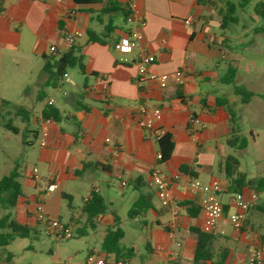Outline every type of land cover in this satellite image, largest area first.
Here are the masks:
<instances>
[{"label": "crops", "instance_id": "crops-1", "mask_svg": "<svg viewBox=\"0 0 264 264\" xmlns=\"http://www.w3.org/2000/svg\"><path fill=\"white\" fill-rule=\"evenodd\" d=\"M118 1L137 10L139 17L147 22L140 49L155 57L149 74L183 71V77L171 81L165 89L152 80H147L142 89L135 85V61L141 50H135L125 58L126 61H121L114 46L132 26L120 12L98 18L108 0L94 5H77L72 0H0V111L11 104L20 108L23 114L31 111L35 94L36 102H41L35 117L38 128L27 130L39 138L36 166L40 181L34 180L35 168L19 174L23 196L14 210L15 220L34 228L37 197L50 183L56 184L57 189L46 194L44 203L46 198L61 190V196L69 199L68 207L72 209L74 198L68 190L71 184H76L75 190L84 191V196L81 197L80 214L73 211L67 225L76 229L79 236L87 234L86 227L92 231L101 227L104 239L107 229L115 225V216L119 218L113 209L115 205L109 187L118 182L119 189L125 192L127 187H132L129 182L141 176L147 189L154 192L153 206L146 216L132 219L139 226V240L143 242V233L150 238L146 237L145 253L121 243L124 248L133 249V257L116 260L114 255L96 249L89 250L88 254L97 252L109 262L192 264L197 238L195 230H200L214 235L211 243L213 263L243 264L254 250L264 252V191L257 193L255 180L247 179L248 184L239 193H255L259 200L248 213L244 230L235 232L229 221V214L234 211L231 207L234 193L222 171L224 162L232 157L230 149L233 148L227 144L230 117L215 102L218 98H226L231 104L240 99L233 90L222 96L217 93L219 85H224L220 79L229 66L236 68L234 58L227 52L230 48L227 37L217 34V28L220 29L218 10L198 0ZM72 11L76 16L70 18ZM189 16L195 20L186 25L184 20ZM118 19L122 24L116 23ZM59 23H62V29ZM73 30L83 32L75 47L84 57V72H79L85 79L68 71L56 87L47 86L43 58L53 56L49 52L51 46L63 50L64 33ZM87 30L95 32L105 43L90 42ZM102 77L108 84L109 102H104L97 92L103 84ZM64 82L66 89L61 87ZM46 87H52V95L46 93ZM41 92L45 95L44 100L40 99ZM5 93L16 97L10 99ZM56 94L63 96L62 102L54 98ZM50 100L63 119L47 127V146L41 147L45 126L42 111ZM140 106L161 111V119L153 121L163 130L162 136L172 137L175 147L169 161L159 163L158 141L162 136L139 126L135 112ZM191 116H194L192 123ZM17 130L19 134L20 130ZM24 144L30 146L32 142L26 140ZM181 167H185L183 172ZM154 170H159L171 182L165 198L158 196L152 182ZM194 181L203 187H209L215 181L221 185L218 200L224 205L225 215L213 225L203 210L210 194L202 189H191ZM101 183L108 187L104 193ZM24 189L33 192L27 195ZM93 193L104 198L108 210L91 227L83 209ZM138 197L139 192L133 188L131 194L121 195L120 201L128 199L132 207ZM174 207L178 208L176 214ZM45 210L50 216L54 214L46 206ZM82 218L86 222L84 229L77 227ZM119 226L125 237L120 218ZM136 256L140 262L132 261Z\"/></svg>", "mask_w": 264, "mask_h": 264}, {"label": "rangeland", "instance_id": "rangeland-1", "mask_svg": "<svg viewBox=\"0 0 264 264\" xmlns=\"http://www.w3.org/2000/svg\"><path fill=\"white\" fill-rule=\"evenodd\" d=\"M231 1L237 3V0ZM258 1L252 0L245 9H237L235 13L238 18L237 24H232L226 31L217 28L218 35L227 37L230 47L227 52L230 58L235 60L237 69L235 84L247 87L254 93L250 105L242 104L240 101L231 102V107L236 114V123L241 129V135L247 139L248 145L242 151L230 149V154L238 160V172L245 174L248 180L264 178V36L255 33V29L263 25L262 20L254 14ZM221 7L222 4L217 3V10ZM94 16L97 18L98 15L94 14ZM116 23L122 24L121 19H118ZM69 71L81 76L83 80L85 79L78 68ZM34 81H37L36 77ZM61 87L66 89L67 84L64 82ZM229 90H233V87L219 85L217 93L222 96ZM45 91L48 95H52L54 90L52 87H46ZM4 95L10 99L16 97L11 93ZM34 98L35 102L32 105L34 109L24 111V114L15 104H11L0 111V180L9 175L10 171L16 167H18L20 175H23L26 170L37 168L39 138L36 139L32 133L27 132L32 128H38L35 117L39 114L41 102H36V94ZM54 98L60 102L63 100V96L60 94H56ZM8 124L19 129V134H13L7 130L5 126ZM26 140L31 141L32 144L26 146L24 144ZM75 188L76 184H71L68 190V193L74 198L72 209L68 207L69 199L61 196V190L46 198V208H50L54 212L51 216L49 215L50 218L67 225L73 211L80 214L79 207L82 204L81 197L84 196V191L75 190ZM101 190L102 193L108 190L106 183H101ZM109 190L115 205L113 209L117 212L121 219V227L125 230V237L121 243L129 248L136 247L138 252L145 253L146 237L148 236L143 233V242L139 240L141 234L139 226L128 216L131 208L128 199L125 202L120 201L121 195L131 194L133 188L127 187L124 192L119 189L118 182H116L114 186L109 187ZM24 192L30 195L33 190L24 189ZM6 213L7 211L0 205V219ZM13 218H16L14 213ZM85 224V219L82 218V223L77 227L84 229ZM33 229L35 233H31L28 238H16L9 246L0 249V264H86L89 250L102 251L103 229L101 227L94 231L86 227L87 234L82 236L76 233V229L71 228L73 237L61 241H56L53 237L47 236L45 226L42 223H35ZM148 239L150 238L148 237ZM9 254L12 255V261L8 263L6 257ZM132 261L140 262L138 256L132 258Z\"/></svg>", "mask_w": 264, "mask_h": 264}, {"label": "trees", "instance_id": "trees-1", "mask_svg": "<svg viewBox=\"0 0 264 264\" xmlns=\"http://www.w3.org/2000/svg\"><path fill=\"white\" fill-rule=\"evenodd\" d=\"M77 5H94L101 4L104 0H72ZM200 3L216 7L217 3L222 4L218 10L220 16V29L226 31L232 24L238 23V18L235 16L237 9H245L252 0H237L233 3L231 0H198ZM122 13L123 17L127 20L131 13L129 5L120 4L118 0H108L106 6L101 11L98 18L102 15ZM254 14L262 20L263 25L255 29L257 35L264 36V1L259 0ZM69 18V17H68ZM59 28L62 29V23H59ZM87 36L90 42L104 44L102 40L92 30H87ZM44 72L48 75L47 86L56 87L58 82L66 75L70 69L78 68L81 73L84 72V57L78 48L74 47L67 52L58 54V56L44 57ZM237 77V69L234 66H229L226 73L221 77L220 81L224 85L233 87L235 96L240 98L242 104H249L254 93L244 86L235 84ZM40 99L44 100L45 95L43 92L40 94ZM216 106L223 107L228 115L231 124L230 137L227 144L235 151H242L247 148L248 141L241 135V129L236 123V114L231 107V104L226 98H218L215 102ZM42 118L44 120H51L52 123H59L62 121L63 116L60 110L53 104L47 103L42 111ZM7 130L14 134L18 133L17 128L8 124L5 126ZM160 158L159 163L169 161L174 151V143L170 135L162 136L159 141ZM238 160L235 157H229L223 164V174L229 181V187L232 193L238 194L247 184L246 175L238 172ZM185 167H181L180 171L183 172ZM19 172L15 168L9 175L4 176L0 180V205L7 211V213L0 219V249L6 248L16 238H28L31 233H35L34 229L27 224H21L13 218L14 210L17 208L20 198L23 196L22 187L19 182ZM255 191L257 193L264 191V178L255 180ZM135 190L139 192L138 199L134 202L128 212L130 219L138 217H145L148 211L152 208V199L154 192L147 189V183L139 176L129 182ZM147 190V191H146ZM108 210V205L104 198L99 194H92L91 199L84 206V213L87 216V223L93 227L95 220L105 214ZM197 235L196 248L192 264H215L213 263V252L211 243L214 235L204 231L195 230ZM124 238V231L119 226V218L115 216V225L106 231V235L102 242V250L107 254L114 255L116 260L130 259L133 257V249L124 248L121 241ZM12 261V255L6 257V262ZM217 264H222L217 263Z\"/></svg>", "mask_w": 264, "mask_h": 264}, {"label": "built area", "instance_id": "built-area-1", "mask_svg": "<svg viewBox=\"0 0 264 264\" xmlns=\"http://www.w3.org/2000/svg\"><path fill=\"white\" fill-rule=\"evenodd\" d=\"M131 13L127 18L128 23L132 26L126 36L122 37L114 46L115 51L121 55V61H126V57L134 53L135 50L140 49L141 43L143 42L145 35L144 30L147 26V22L139 17L137 10L132 8ZM76 16V12H69V17L73 18ZM195 18L189 16L184 20L186 25H191ZM83 36V32L80 30L67 31L64 33V48L60 50L57 46H51L49 52L52 55L61 54L74 48L77 40ZM135 66L137 68V74L134 78V83L142 89L143 84L147 80L155 81L161 89H165L176 78L183 77V71H177L173 74H162V75H150L149 68L155 63V57L148 54L144 49H140ZM103 84L97 91L104 102L111 100L110 92L106 78L102 77ZM49 104H53L50 100ZM162 113L159 109H149L144 106H140L135 112V118L141 128L147 130L151 134L163 135V130L158 129L153 120H160ZM190 122H194V116L190 117ZM45 125L42 131L41 147L47 146V138L49 136L48 126L52 124L51 120H44ZM33 177L35 182L40 181V175L37 168L33 170ZM152 182L156 187L157 194L160 198H165L170 188L171 182L163 177L159 170H154L152 173ZM191 189H202L209 192V198L204 205V213L208 221L213 225L216 221L221 220L225 215L224 205L218 200V195L222 191L221 185L218 181L213 182L209 187H203L200 182L194 181L191 183ZM57 189L56 184L50 183L47 189L40 192L34 207L33 215L37 223H42L45 226V233L47 236L53 237L56 241L68 240L73 237L71 228L66 224L61 223L59 220L52 219L45 210V196L47 193L54 192ZM97 193L98 189H94ZM258 196L255 193H238L235 194L231 199V207L234 209L229 214V221L233 230L237 233L242 232L246 226V220L248 213L258 203ZM177 207H174L173 213L176 214ZM58 264V263H57ZM73 264V263H65ZM86 264H130L127 261H113L109 262L106 257H101L97 252H93L88 255ZM243 264H264V252L262 249L254 250Z\"/></svg>", "mask_w": 264, "mask_h": 264}]
</instances>
